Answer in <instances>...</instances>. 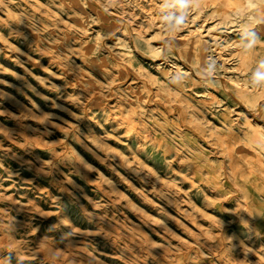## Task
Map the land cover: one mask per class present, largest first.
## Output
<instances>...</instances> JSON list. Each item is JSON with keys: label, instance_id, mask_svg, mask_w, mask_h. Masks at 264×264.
<instances>
[{"label": "rangeland", "instance_id": "obj_1", "mask_svg": "<svg viewBox=\"0 0 264 264\" xmlns=\"http://www.w3.org/2000/svg\"><path fill=\"white\" fill-rule=\"evenodd\" d=\"M257 74L264 0H0V264H264Z\"/></svg>", "mask_w": 264, "mask_h": 264}, {"label": "clouds", "instance_id": "obj_2", "mask_svg": "<svg viewBox=\"0 0 264 264\" xmlns=\"http://www.w3.org/2000/svg\"><path fill=\"white\" fill-rule=\"evenodd\" d=\"M183 6H184V4L181 3V7H183ZM175 19H176V23H177V24L182 23V17H176ZM252 43H255V41L253 40ZM249 47H251V44L249 45ZM255 80H256L257 82H259V81H264V75L257 74V76L255 77ZM261 85H264V84H258V86H261Z\"/></svg>", "mask_w": 264, "mask_h": 264}]
</instances>
